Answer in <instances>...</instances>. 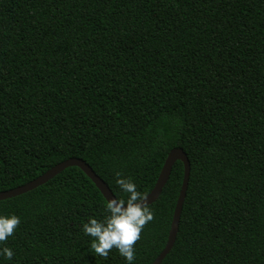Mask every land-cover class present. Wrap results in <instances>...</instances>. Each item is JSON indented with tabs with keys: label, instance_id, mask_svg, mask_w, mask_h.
Wrapping results in <instances>:
<instances>
[{
	"label": "trees",
	"instance_id": "obj_1",
	"mask_svg": "<svg viewBox=\"0 0 264 264\" xmlns=\"http://www.w3.org/2000/svg\"><path fill=\"white\" fill-rule=\"evenodd\" d=\"M174 147L190 171L160 264H264V0H0V191L77 157L146 195ZM182 178L177 160L132 264L163 249ZM107 203L76 166L0 200L20 219L0 264H126L83 232Z\"/></svg>",
	"mask_w": 264,
	"mask_h": 264
},
{
	"label": "clouds",
	"instance_id": "obj_2",
	"mask_svg": "<svg viewBox=\"0 0 264 264\" xmlns=\"http://www.w3.org/2000/svg\"><path fill=\"white\" fill-rule=\"evenodd\" d=\"M119 177V173L116 174ZM126 198L113 196L106 205L109 215L98 221L90 218L83 225V232L93 237L91 250L101 257H107L111 249L115 248L125 259L126 264L134 260V244L140 239L144 226L153 219V213L148 207L147 196L137 190V186L130 179L116 180ZM20 219L15 215H0V242L13 234ZM0 256L11 259L13 252L8 247L0 248Z\"/></svg>",
	"mask_w": 264,
	"mask_h": 264
},
{
	"label": "water",
	"instance_id": "obj_3",
	"mask_svg": "<svg viewBox=\"0 0 264 264\" xmlns=\"http://www.w3.org/2000/svg\"><path fill=\"white\" fill-rule=\"evenodd\" d=\"M177 160L181 161L183 165L182 183L176 200V204H175L176 206L173 211L166 243L163 249L160 251V253L151 262V264H160L164 259V257L171 250L173 243L175 241V237L178 229V222L180 218V212L183 206L182 204L186 193L189 171H190L189 160L182 148L174 147L169 150L152 189L145 195L147 196L148 205L153 203L158 198V196L162 191L163 186L165 185V183L169 178L172 166ZM69 166L79 167L91 179V181L99 189V191L104 196L107 202L113 198L114 195L111 189L108 187V185L93 171V169L83 159L77 157H70L54 164L46 171H44L40 175L36 176L32 180L24 184L0 191V200L9 197H14L16 195L30 191L36 188L37 186L47 182L49 179H51L56 174H58L63 169Z\"/></svg>",
	"mask_w": 264,
	"mask_h": 264
}]
</instances>
